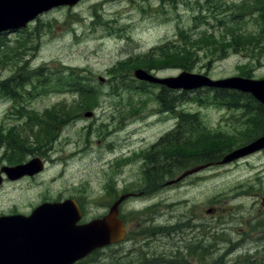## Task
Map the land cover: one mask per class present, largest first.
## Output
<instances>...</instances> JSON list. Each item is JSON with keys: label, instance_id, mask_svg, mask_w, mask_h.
Returning a JSON list of instances; mask_svg holds the SVG:
<instances>
[{"label": "rangeland", "instance_id": "rangeland-1", "mask_svg": "<svg viewBox=\"0 0 264 264\" xmlns=\"http://www.w3.org/2000/svg\"><path fill=\"white\" fill-rule=\"evenodd\" d=\"M262 1L82 0L74 7L54 8L24 30L0 34V42L5 41L0 46V124L7 128L10 121H27L31 128H23L22 135L13 130L12 137H25L24 161L41 154L47 162L36 180L4 182L0 214L30 213L46 198L75 196L83 201L88 221L105 215L109 207L103 187L110 177L141 188L148 182L146 170L137 175L141 160L115 157L121 152L119 144L150 145L174 130L180 112L199 121L200 127L194 128L199 157L218 140L242 144L249 127L235 116L225 118L229 105L200 102L194 91L189 94L196 100L180 97L175 112H166L157 96L160 88L143 85L133 72L143 67L161 77L189 71L213 79L264 78V13L254 8ZM179 52L184 58L167 59ZM129 60L132 63L119 70L120 62ZM181 61H187V67L173 65ZM70 69L98 93L92 103L74 96L73 86L66 82ZM88 111L93 114L88 116ZM51 125H57L56 130ZM219 132L227 137H212ZM188 148L182 164L189 166L196 155L189 151L194 147ZM157 186L151 183L149 188ZM167 188L145 193L158 204L166 202L143 219H152L153 231L169 228L171 236L163 237L167 250L176 249V243L183 247L172 255L174 262L260 264L264 252L260 259L256 250L258 233L264 231V152L222 167L211 165ZM141 206L129 201L122 207L132 229ZM217 207L224 216L213 217L211 209ZM245 232L251 233L245 245L240 241L231 254L226 252L227 243L237 242ZM90 257L84 264H103L115 258V249Z\"/></svg>", "mask_w": 264, "mask_h": 264}, {"label": "flooded vegetation", "instance_id": "flooded-vegetation-1", "mask_svg": "<svg viewBox=\"0 0 264 264\" xmlns=\"http://www.w3.org/2000/svg\"><path fill=\"white\" fill-rule=\"evenodd\" d=\"M254 8H257V10H259L258 12L263 14L264 13V1L259 2V5ZM252 13L254 14L255 11H253ZM158 87L161 88V86H158ZM165 89H167L168 91L170 90L167 87ZM161 90L162 89H160V91ZM162 107L164 108V111L166 112H173L169 104L167 107L164 105H162ZM226 107L227 108L224 109V111H227L225 113V118L228 119L230 116H235V119H237L240 122L241 120H243L244 121L243 125H246L249 127L248 128L249 132H247L248 138L243 140V142L241 141L242 144L238 146L233 145L229 141V139L228 140L223 139V138H226L227 135L219 132V133L212 135V137L215 139H223V140L215 141V144L211 145L199 157V154H196L195 152H199V148H201V146L199 147V139L195 135L198 134L196 133L198 132V130L196 129L200 126L198 127L195 126L194 125L195 121H189V122L183 121L182 119H180L179 114H178V119L175 123L176 127L174 128V130L173 131L168 130L166 132L165 137L160 136L157 139V141L150 143V145L144 147V146H141V144H138V146H134V145L125 146L124 147L125 149H124L123 146L119 144L118 147H120L121 152H119V154H117L115 157L122 158V159L126 158L130 162L136 160L137 163L138 161L141 160L142 162L138 163L139 169L138 170L136 169L137 175L140 174L141 172L143 173L146 170L148 182L144 188H141L140 185H136V184H126L123 182L119 183V178L110 177L111 183L108 180L107 183H105L103 187L104 197L106 198V201H108L107 207L110 208L114 204V202L117 199H119L121 196H124V195L126 196L124 200L121 202L119 206L118 214H117V218L121 220L125 226L124 237L114 244H109L104 248L95 250L93 253H90L89 255L79 260L75 264H80L82 261L84 264L89 258H91L90 256L93 255L94 253L96 252L102 253L111 248L115 249V258L114 259L112 258L111 260H104L103 264H179L172 260L173 259L172 255L174 256L176 254H180L179 250H181V248L183 249V247H181L180 244L176 243L177 247L176 249H173V251L166 249V243L163 237L171 236V233L168 232L169 228L164 231L166 227H161L162 230L153 231L151 230L152 229V226H151L152 219H148V218L143 219V216L147 212L149 211L151 212V209L156 208V206H158L159 204H164L166 202V199L160 200V203L158 204L154 202V199H152V195L148 196L149 194L146 195L145 193H149L153 189V188H149V185L151 183H153V186L158 185L157 188H154L153 190L158 189L161 182L163 184L157 191L163 190L167 187L170 188V186L174 184L172 183V180L174 178H172L171 175H173L177 169H183L182 172L178 175L180 176L182 173H184L188 169H191L196 166H202V169H205L211 165H214L216 167H222V166L230 165L232 163L238 162L243 159H247L248 157L264 152V147H263L243 157H239L237 159L223 162L225 157L229 153H231L233 150L240 148L244 145L250 144L253 140L261 136H264V104L245 103V104H238V105L233 104V105H229ZM240 110L241 112H239ZM233 111L234 113H232ZM9 124L10 125L7 128L4 127L2 124H0V140H1L0 141V187L6 181L16 183L24 179L36 180L39 177V174L41 173L39 172V173L32 174V175L25 174L22 176L19 175L16 178L10 177V175L8 174L7 172L8 168H11V167H14V166H17V165H20V164H23L29 161V160L24 161V158H25L24 150L25 149H23L21 145V142L26 143L25 137L23 136L22 138H18L15 136V138H13L12 137L13 135L11 134L13 130H17L22 135V129L27 128L29 126L27 121H24V122L17 121L15 124H12L10 121ZM187 125H191V126L187 128ZM51 127L53 128V130H56L57 125H51ZM192 130H196V131L192 133L191 132ZM237 133L239 132L236 131L235 134ZM187 135L189 137H187ZM208 136L209 134L206 135L207 138ZM191 137L193 138L197 137V140L193 141ZM169 138L177 139V140L174 143H172V140H171V143H170ZM194 144H197V146H195ZM188 147H190L191 149H193L194 147V150H189V151H192L193 154L196 155L195 161L189 166H188V162L187 164H182L183 156H186L187 154H189L187 152V150L189 149ZM171 149H174V150L176 149L179 151V153L172 154ZM9 152L13 154L12 157L9 156ZM34 153L39 154L37 151H35ZM109 153H112V152L109 151ZM41 156L42 155L39 154L32 158L40 157L46 164L47 163L46 160L42 158ZM200 158L202 159V161L199 160ZM158 159L162 161L160 163H157L156 161ZM148 165H150L149 168H147ZM109 186L111 188H108ZM137 188H140V189H138L137 191ZM65 199H69L71 202H74L77 205L79 213H80V220L78 221L79 224H84L90 221V220L88 221L89 216H88V213H86L87 210H86V207L83 201L75 196L68 197V198H60V199L46 198L44 199V201L54 202V201H63ZM138 199L141 201H139ZM129 201H135V202L137 201V202L142 203V206L140 207L141 210L137 214L136 225L134 226L133 229H132V225H131V221L129 217L125 216L122 211L123 205ZM262 203L264 204V201H262ZM210 209H208L207 211L208 213H210L209 212ZM211 211L213 212V217L224 216L222 214L223 212L220 207L212 208ZM16 213H23V212L11 211L7 214H0V216L1 215H12ZM24 214H29V213L24 212ZM249 234L251 233H248V232L243 233L237 242H233L232 240H230V243H227L226 252L231 254L234 250H236L241 245L239 243L240 241H243L245 245V242L247 241L246 240L247 238L245 237H247ZM258 234H259V237L257 239H259L260 242H258L257 244L259 247H257L258 249L256 250V252L260 253V259H261L263 257V252H264V231L259 232ZM172 252H175V254H172ZM168 256H171V257L167 258ZM262 259L263 260L260 262V264H264V258Z\"/></svg>", "mask_w": 264, "mask_h": 264}, {"label": "water", "instance_id": "water-1", "mask_svg": "<svg viewBox=\"0 0 264 264\" xmlns=\"http://www.w3.org/2000/svg\"><path fill=\"white\" fill-rule=\"evenodd\" d=\"M79 1L81 0H0V32L24 27L53 7L73 6ZM134 75L140 80L163 84L172 89L188 90L204 86L237 89L252 93L264 103V78L231 76L212 79L208 75L188 71L177 76L158 77L142 68H137ZM87 115L91 116L92 112H87ZM263 147L264 136H261L249 145L231 152L223 161L236 159ZM42 168L41 160L33 159L21 166L8 168L7 172L10 177L16 178L25 173L39 172ZM201 168L202 166H198L187 170L173 182ZM125 197L121 196L105 217L82 225L77 224L80 215L69 200L61 203L45 202L29 216H1L0 264H74L93 250L117 242L124 237V226L117 214Z\"/></svg>", "mask_w": 264, "mask_h": 264}, {"label": "trees", "instance_id": "trees-1", "mask_svg": "<svg viewBox=\"0 0 264 264\" xmlns=\"http://www.w3.org/2000/svg\"><path fill=\"white\" fill-rule=\"evenodd\" d=\"M236 39V38H235ZM5 41L0 42V46L3 45ZM161 48H164V45L161 46ZM167 52H164L163 55L166 56ZM171 58H177L178 60L180 58H184L182 53H173L170 56L167 57V59H171ZM188 61V60H187ZM187 61H181V62H177L176 64L173 65H179V66H186V62ZM132 63V60H129L127 62H120V67L119 70L122 69L124 70V67L129 66ZM147 67H151V65H147ZM183 67V68H184ZM23 70V68H20L18 71ZM250 76V75H247ZM66 82H68L70 85L73 86L72 90L74 92V95L77 97H81L82 99H84L83 101L85 103H92L94 98L97 97L98 93L95 91L94 87L89 85L86 82V79L84 78V76L82 74H80L79 72L70 69L69 74H67V79ZM143 85H149L148 83H142ZM192 92V91H190ZM190 92H176L174 90H170L168 91L167 89H165V87H163V89L161 90V92L158 95V98L161 100V103L164 106H170V108L172 110L175 109V106H178L181 98L185 99V96H188V99L191 100H196V97H190ZM199 95V101L200 102H209V103H220V104H226V105H233V104H245V103H249V104H256L258 103L257 100H255L253 98V96L249 93H243L240 91H236V90H230V89H224V88H205V89H199L196 91ZM195 93V92H193ZM189 94V95H188ZM203 96L205 99V101H202ZM180 118L183 121H195V126H199V123L197 122V118H195L194 115L188 114V113H183L181 114L180 112ZM191 125H187V128L190 127ZM200 161H202V159H199Z\"/></svg>", "mask_w": 264, "mask_h": 264}, {"label": "bare ground", "instance_id": "bare-ground-1", "mask_svg": "<svg viewBox=\"0 0 264 264\" xmlns=\"http://www.w3.org/2000/svg\"><path fill=\"white\" fill-rule=\"evenodd\" d=\"M174 178V177H173ZM171 182V181H170ZM175 184V183H174ZM173 185V184H172Z\"/></svg>", "mask_w": 264, "mask_h": 264}]
</instances>
